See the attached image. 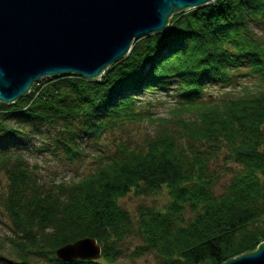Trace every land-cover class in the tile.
I'll return each mask as SVG.
<instances>
[{
	"label": "trees",
	"instance_id": "obj_1",
	"mask_svg": "<svg viewBox=\"0 0 264 264\" xmlns=\"http://www.w3.org/2000/svg\"><path fill=\"white\" fill-rule=\"evenodd\" d=\"M257 28L264 31V0H213L134 39L99 79L44 77L14 103L0 101V207L13 232L0 237V264H118L122 242L132 236L141 240L134 257L221 264L264 241V89L212 100L206 91L242 75L264 83V33ZM157 91L172 92L170 118L145 106ZM145 119L158 126L143 145L121 143L69 182L44 185L22 152L37 140L36 149L74 163L85 142ZM222 155L236 168L216 194L212 164ZM162 189L170 198L163 210L140 204L132 215L119 204L130 193ZM84 237L100 244L98 259L57 258L58 247Z\"/></svg>",
	"mask_w": 264,
	"mask_h": 264
},
{
	"label": "water",
	"instance_id": "obj_2",
	"mask_svg": "<svg viewBox=\"0 0 264 264\" xmlns=\"http://www.w3.org/2000/svg\"><path fill=\"white\" fill-rule=\"evenodd\" d=\"M213 0H0V101L14 103L44 77L99 79L134 39L163 31L171 16ZM64 261L98 259L94 237L55 251ZM221 264H264V241Z\"/></svg>",
	"mask_w": 264,
	"mask_h": 264
},
{
	"label": "rangeland",
	"instance_id": "obj_3",
	"mask_svg": "<svg viewBox=\"0 0 264 264\" xmlns=\"http://www.w3.org/2000/svg\"><path fill=\"white\" fill-rule=\"evenodd\" d=\"M256 31L259 35H263L264 33V31L259 28H257ZM244 89L250 92L260 91L264 89V83H262L257 76L242 75L237 84H232L230 86H218L214 84L209 86L206 91L209 100H212L217 97L239 95ZM148 98L151 104L145 103V106L147 109L154 112V116L163 118H170L172 116L171 108L174 103V97L171 91L169 93L157 91ZM157 124L155 120L150 121L147 119L139 122L126 123L119 129H115L102 136L98 142L87 141L85 144H82L83 153L74 163L63 158L61 152L57 155H53L47 148L44 150L36 149V147H40L41 145L37 140H34L32 144L29 145V148L22 152L27 162L37 173L44 185L49 186L52 182L60 181L69 182L92 172L100 162H105L107 156L113 154L121 143H125L131 148L140 147L147 138L154 135L155 129L158 126ZM212 168L219 175L214 187L216 194H219L225 189L231 178V171L235 169L236 166L227 163L222 155L214 160ZM5 187L6 178L4 174L0 172V193L4 191ZM169 199L167 190L162 189L156 195L147 197H137L130 193L119 199V204L134 215L137 206L140 204H146L158 210H163L169 202ZM12 236L11 222L0 207V237ZM140 244V237L136 236L129 237L123 241L118 264H158V261L152 254H145L139 257H134L132 255L133 249Z\"/></svg>",
	"mask_w": 264,
	"mask_h": 264
},
{
	"label": "bare ground",
	"instance_id": "obj_4",
	"mask_svg": "<svg viewBox=\"0 0 264 264\" xmlns=\"http://www.w3.org/2000/svg\"><path fill=\"white\" fill-rule=\"evenodd\" d=\"M134 41V40H133Z\"/></svg>",
	"mask_w": 264,
	"mask_h": 264
}]
</instances>
